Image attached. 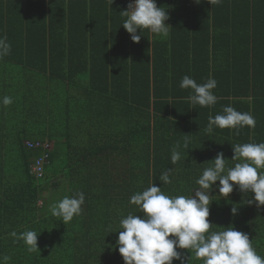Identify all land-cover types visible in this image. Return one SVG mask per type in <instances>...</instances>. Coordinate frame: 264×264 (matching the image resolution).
I'll list each match as a JSON object with an SVG mask.
<instances>
[{
    "label": "trees",
    "instance_id": "16d2710c",
    "mask_svg": "<svg viewBox=\"0 0 264 264\" xmlns=\"http://www.w3.org/2000/svg\"><path fill=\"white\" fill-rule=\"evenodd\" d=\"M156 1L169 6L170 41L150 43V32L143 29L140 41L132 42L121 25L126 0L110 6L104 0L110 13L101 15L104 21L89 30L87 48L79 50L77 29L71 24L62 22L57 29L44 12L40 18L32 14V2L0 0V36L11 45L10 53L0 58V260L9 256L7 264H124L115 246L118 232H110L119 229L127 214L142 215L129 203L133 194L153 182L170 196H190L218 152L233 167L240 161L231 160V145L264 142V83H250L260 69L255 73L256 67L240 58L242 52L232 50L226 72L208 62L190 70V52L178 51L175 41L190 17L180 21L183 16L174 12L177 5L188 8L190 0ZM69 17L73 25L80 23L72 11ZM188 27L192 33L184 32L187 41L199 33ZM175 69L181 74L177 80L172 77ZM211 72L217 80V103L193 106L187 99L190 90L179 87L182 77L203 83ZM4 96L13 102L3 105ZM228 105L250 112L255 128L245 126L240 135L219 127L207 133L209 115ZM184 134L188 149H181V160L172 164L171 149L183 144ZM26 141L52 144L51 152L27 147ZM40 157L42 174L36 176L32 167ZM168 168L172 182L163 184L158 177ZM78 192L85 194L82 211L64 225L52 216L50 205ZM210 194V231L231 224L248 233L264 257V205H248L245 200L254 194L235 188L227 198L215 186ZM26 230L40 232L38 251L28 252L23 240L14 242L9 235ZM179 251L186 262L191 257L189 264H203L192 250Z\"/></svg>",
    "mask_w": 264,
    "mask_h": 264
},
{
    "label": "clouds",
    "instance_id": "9594fccd",
    "mask_svg": "<svg viewBox=\"0 0 264 264\" xmlns=\"http://www.w3.org/2000/svg\"><path fill=\"white\" fill-rule=\"evenodd\" d=\"M201 0H195L199 4ZM210 4H220L222 0H207ZM109 6L113 0H108ZM125 19L122 27L130 34L132 42L141 39V30L146 29L161 37L169 35L170 25L166 9L158 7L156 0H131L126 9L120 12ZM140 32V35L137 32ZM11 45L5 36H0V58L8 55ZM179 87L190 90L188 101L200 107H211L217 103L218 97L213 89L217 87V80L209 77L203 83L189 75L182 77ZM13 102L10 96L2 98L5 106ZM247 126L254 129L256 119L250 112L237 111L231 105L224 106L222 112L215 116L209 115L205 129L211 133L215 127L233 129L234 135H240V129ZM185 135V134H184ZM188 135V134H187ZM185 135L183 144L177 142L171 149V163L181 160V149H188V139ZM233 156L231 160H238L233 167H227L229 159L223 152H218L212 160L211 166L206 167L202 175L196 180L199 188L190 196H170L161 190V186L153 182L142 192L133 194L129 203L138 206L142 215L129 213L119 221V229L115 246L124 264H189L181 249L192 250L196 259L203 264H264V257L260 256L253 247L249 234L236 230L231 224L220 231H210L212 224L208 220L209 206L214 201L213 186L218 194L227 198L234 190L242 194L252 193L251 199L245 200L248 205L259 209L264 205V142L243 143L231 145ZM172 169L163 170L158 179L163 184L171 183ZM219 182L218 184L216 182ZM85 194L78 192L75 196H64L58 202L50 205L52 216L59 217L63 224L72 221L74 216L80 215ZM231 215L237 214V207H232ZM122 230V231H120ZM40 233V232H39ZM36 230H26L17 234L12 231L9 235L16 240H23L28 252L38 251V235ZM9 256H4L0 264H7Z\"/></svg>",
    "mask_w": 264,
    "mask_h": 264
},
{
    "label": "crops",
    "instance_id": "0c3cea01",
    "mask_svg": "<svg viewBox=\"0 0 264 264\" xmlns=\"http://www.w3.org/2000/svg\"><path fill=\"white\" fill-rule=\"evenodd\" d=\"M22 1L32 2L34 4L32 14L40 18L41 14L44 12L47 15L45 19L47 21L53 19V24L57 29L63 26L62 22H64L65 26L71 24L70 28L74 29L75 27L77 29L75 34L79 50L81 46L87 48L89 30L93 32L92 27H96L104 21L103 18L105 17L101 15H103L104 12L109 14L111 10L108 7H104L106 5L104 0ZM126 2L127 7L131 0H126ZM156 2L158 7L166 9L170 18L169 6L164 7L158 4V1ZM173 2H175V0ZM42 3L44 4L43 8L41 5ZM164 3H168V0H165ZM120 7L121 5L117 7L118 11ZM125 9L123 8V10ZM71 11L74 13L75 19L78 18L77 20L80 21L78 24H76L77 20L75 21L76 26L72 24L74 21L73 18L69 17ZM174 12H176L175 14L177 15L183 16V18H180V21H184L185 18L190 17L187 25L181 26L183 29L182 32L176 30L177 38L175 39V41H177L176 45L179 49L178 51L184 50L190 52L188 59L194 61V63L189 61L190 70H192L193 66L201 65L203 67L205 62H208L213 69H221L226 72V70L229 69L228 61L232 59L229 53L232 50H237L239 53L242 52V57L240 58H243L245 63L256 67L255 73L260 69V71L255 74V81L250 80V83L256 81L258 83H264V0H222L220 4H210L207 0H201V2L197 4L195 1L190 0L188 8L177 5L174 7ZM165 23L170 25V19ZM17 24L18 23H16V25ZM188 25L190 28L199 29V33L192 36L189 41L184 37V32L192 33ZM181 28L179 27V29ZM67 30L68 29L65 31L67 32ZM232 30L234 32L237 31L236 36L235 33L233 36ZM169 35L165 38L150 32L149 40L150 43H152V41H170ZM180 36L183 38L180 39ZM232 36L233 39H231ZM250 37L252 39H250ZM159 44H157V46H159ZM162 46L164 47V43H162ZM177 69L173 71L172 75L176 80L181 76ZM195 76L197 78L201 77L200 75ZM209 76H213L212 72Z\"/></svg>",
    "mask_w": 264,
    "mask_h": 264
},
{
    "label": "built area",
    "instance_id": "2783aa9c",
    "mask_svg": "<svg viewBox=\"0 0 264 264\" xmlns=\"http://www.w3.org/2000/svg\"><path fill=\"white\" fill-rule=\"evenodd\" d=\"M25 144L27 147H30V148L43 147L44 149H47L48 151H51L52 149V146L49 143H40L38 141H35V142L26 141ZM42 164H43V157H40L36 161V164L32 167V172L36 176H40L42 174Z\"/></svg>",
    "mask_w": 264,
    "mask_h": 264
},
{
    "label": "rangeland",
    "instance_id": "374dc122",
    "mask_svg": "<svg viewBox=\"0 0 264 264\" xmlns=\"http://www.w3.org/2000/svg\"><path fill=\"white\" fill-rule=\"evenodd\" d=\"M51 146H52V144H51ZM51 152V151H50ZM39 204H41V201H39Z\"/></svg>",
    "mask_w": 264,
    "mask_h": 264
}]
</instances>
